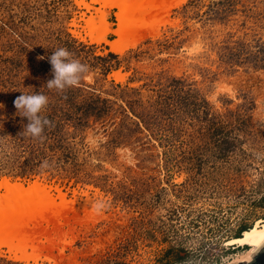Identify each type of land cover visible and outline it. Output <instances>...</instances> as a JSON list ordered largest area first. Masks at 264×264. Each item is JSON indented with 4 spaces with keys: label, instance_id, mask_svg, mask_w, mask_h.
<instances>
[{
    "label": "rangeland",
    "instance_id": "rangeland-1",
    "mask_svg": "<svg viewBox=\"0 0 264 264\" xmlns=\"http://www.w3.org/2000/svg\"><path fill=\"white\" fill-rule=\"evenodd\" d=\"M78 1L0 0L1 109L11 110L31 81L53 78L36 73L38 62L61 47L66 33L81 55L88 49H79V42L92 46L94 55L110 51L107 43L90 40L84 21L103 11L115 27L117 0H85L90 10ZM211 1L188 7V0L174 6V0L129 3L139 9L131 17L143 37L118 53L119 68L106 76L93 68L83 79L114 102L108 115L91 117L80 128L87 129L88 149L98 152L92 161L101 166L94 174L106 175L100 181L105 186L3 176L25 187L37 180L49 197L34 191L14 205L0 202L11 208L13 220H29L27 234L0 235L1 258L19 264H238L247 258L249 247L229 245L228 239L240 225L264 218V53L253 57L258 42L264 43V0H232L230 6ZM206 8L212 9L200 17ZM129 49L136 53L125 54ZM172 78L185 80L191 91L184 96L198 105L186 100L163 116L160 101L157 110L149 104ZM112 80L139 91L124 92ZM131 97L149 105L156 125L138 127L135 116L124 115ZM205 111L221 129H213ZM114 137L105 149L102 144ZM222 139L229 142L221 145ZM9 242L25 248L27 260L14 259Z\"/></svg>",
    "mask_w": 264,
    "mask_h": 264
},
{
    "label": "trees",
    "instance_id": "trees-1",
    "mask_svg": "<svg viewBox=\"0 0 264 264\" xmlns=\"http://www.w3.org/2000/svg\"><path fill=\"white\" fill-rule=\"evenodd\" d=\"M224 2L229 6L233 4L232 0H213L208 5L212 4L217 6ZM194 3H198V0H188L184 4V7H188ZM211 9H204L199 16L208 15ZM219 12L217 9L214 11L215 14H219ZM66 36V40L60 37V48L64 46L73 55L74 59L80 56V59L77 60L87 65L89 69H97L100 74L106 76L111 69L119 68L121 64L120 54L109 51L105 55H94L92 46H87L79 42V49H88L84 50V55H81L79 53L81 52L80 50L71 49V43H75L77 40L70 37L68 33H66ZM132 52L133 54L136 53L133 49H129L125 54L130 55ZM260 53H264V43L262 42H258L257 51L253 57L260 58ZM90 55L91 61H89ZM230 55L233 58H239L237 53H231ZM51 67L48 56H43L38 62V71L36 73L42 76H52ZM111 82L114 87L120 88L124 92L125 90H130L133 95H136L139 91L138 88L133 87L121 88L120 83H114L113 80ZM168 83V89H161L160 86L157 90L159 93L157 96L159 98L153 100L149 104L150 107L156 109L158 101H160L158 112L164 116L169 115L178 106L186 105L188 101H192L193 105H198L195 99L188 100L191 89L189 87L187 90L184 89L186 85L185 80L172 78ZM46 84L45 80L38 82L31 81L29 83L31 87L27 92V95L42 93L44 95L47 94L48 97V104L41 115L49 121V124L44 128L42 139H33L23 134V128L28 121L26 117H21L20 113L15 111L17 109L14 106V101L19 96H15V99L11 101V110L14 113L11 110H3L0 108V178L10 176L13 178L19 177L32 180L35 177H44L46 179L72 181L74 184H93L104 187L105 185H102L100 181H105L106 175L94 174L95 168L101 166L99 163L94 164L92 161V155L98 152H93L88 149L85 142V132L87 129L80 128L87 125L91 117H93V120H97L108 115L113 108L114 102L102 98L99 94H95V88L92 85L85 84L83 80L79 86L69 88L63 93L49 90ZM184 94L188 96H184ZM203 101L208 105L207 101ZM125 102L127 106L125 108L122 106V110L128 119H132V116L136 117L134 125L140 127L141 122L148 126H150L149 124H157V117L151 114L149 105L144 106V102L140 98L131 97L129 100L126 99ZM207 112L205 111L204 117L208 122L212 123L213 129H221V126L214 122L215 116L209 117ZM2 113H6V116H2ZM13 114L14 117H11ZM6 119L9 122L6 124L7 129H4L5 127L3 126L5 125L2 123ZM121 131L118 129L115 130V133ZM115 139L116 137L106 141L102 144L103 147L109 149V147H112L111 143H114L113 140ZM228 142V139H222L221 145L227 144ZM262 201H264V195ZM250 227V225L245 223L240 225L235 232V236H240L244 230ZM0 261L6 264H19L16 261L4 260L1 257Z\"/></svg>",
    "mask_w": 264,
    "mask_h": 264
},
{
    "label": "bare ground",
    "instance_id": "bare-ground-1",
    "mask_svg": "<svg viewBox=\"0 0 264 264\" xmlns=\"http://www.w3.org/2000/svg\"><path fill=\"white\" fill-rule=\"evenodd\" d=\"M100 0H94V3L99 2ZM133 0H117L114 5L118 7L119 11L116 13L117 22L115 23V27L111 28L109 22L106 21L105 12L101 11L98 15L89 16L90 18L86 22V25L89 28V37L92 42L100 43L105 42L109 45V50L114 53H122L124 50L134 47L138 41L143 37V34L140 35L135 33V20L132 21L131 16H135L139 9L136 6L132 7L130 2ZM176 1L174 5L181 4L184 0H174ZM78 3L83 5L87 10L93 8L89 2L85 0H79ZM170 6V7H171ZM86 10V11H87ZM98 10V9H97ZM99 13V12H98ZM131 17H129V16ZM85 20V19H84ZM97 22H101L100 27L96 25ZM83 27V26H82ZM111 32L114 34V39H107V33ZM153 33V32H151ZM0 189L5 190V194L0 195V202L2 201H14L12 205L18 203L19 199L26 198L28 194L34 191H38L49 197L48 190L46 186L40 187V183L37 180L32 181L25 187L20 182H11L10 179L1 178L0 179ZM61 198L64 197V194H59ZM91 200V199H90ZM90 200H87L89 203ZM94 206V205H93ZM92 207V206H91ZM11 208L0 207V235H11L17 237L21 236L24 231L27 234V230L25 226H29V220L21 221L23 219H27L24 217L19 222L17 220H13V214L9 212ZM25 229V230H24ZM253 230L261 231L264 230V218L257 219V221L252 225L249 229L244 230L240 236L231 237L228 239L229 245L235 246H244V244H248L249 249L247 251V258H242L240 262H248V256L251 252V246L249 242V233ZM18 238V237H17ZM9 246V250L14 253L13 258L17 260H27V256L25 255V248H18L16 244H12L9 242L7 244ZM16 245V246H15ZM18 252L21 254L18 255Z\"/></svg>",
    "mask_w": 264,
    "mask_h": 264
},
{
    "label": "clouds",
    "instance_id": "clouds-1",
    "mask_svg": "<svg viewBox=\"0 0 264 264\" xmlns=\"http://www.w3.org/2000/svg\"><path fill=\"white\" fill-rule=\"evenodd\" d=\"M51 64L53 78L46 86L49 90L63 93L67 89L77 87L85 79L90 71L89 67L79 60L72 58V54L65 48H58L48 58ZM48 104V97L42 93L22 94L14 101V106L21 117H26L28 123L23 128V134L33 139H42L44 128L49 121L41 115ZM102 204L96 206L100 211ZM251 252L248 256V264L255 254L264 249V230H253L249 233Z\"/></svg>",
    "mask_w": 264,
    "mask_h": 264
},
{
    "label": "water",
    "instance_id": "water-1",
    "mask_svg": "<svg viewBox=\"0 0 264 264\" xmlns=\"http://www.w3.org/2000/svg\"><path fill=\"white\" fill-rule=\"evenodd\" d=\"M238 264H248V262H240ZM251 264H264V249H261L253 256Z\"/></svg>",
    "mask_w": 264,
    "mask_h": 264
}]
</instances>
